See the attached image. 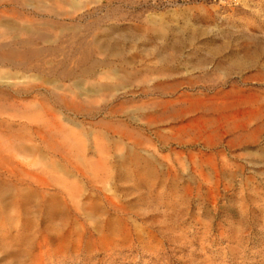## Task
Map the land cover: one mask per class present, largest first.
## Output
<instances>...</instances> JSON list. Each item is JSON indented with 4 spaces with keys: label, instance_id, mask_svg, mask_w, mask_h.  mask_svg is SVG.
<instances>
[{
    "label": "rangeland",
    "instance_id": "rangeland-1",
    "mask_svg": "<svg viewBox=\"0 0 264 264\" xmlns=\"http://www.w3.org/2000/svg\"><path fill=\"white\" fill-rule=\"evenodd\" d=\"M8 53L0 57V264H264V0H0V55ZM23 84L33 89L19 92ZM208 95L218 107L237 99L229 113L260 109L251 126L261 130L234 147L229 136L207 147L209 133L191 132L163 146L154 130L182 122H145L161 101L176 109ZM136 141L155 162L120 167ZM100 158L107 167L92 163ZM26 172L70 185L39 189ZM27 187L44 198L18 197ZM66 190L80 194L69 208Z\"/></svg>",
    "mask_w": 264,
    "mask_h": 264
},
{
    "label": "bare ground",
    "instance_id": "bare-ground-1",
    "mask_svg": "<svg viewBox=\"0 0 264 264\" xmlns=\"http://www.w3.org/2000/svg\"><path fill=\"white\" fill-rule=\"evenodd\" d=\"M27 9V8H26ZM12 48V47H11ZM10 53H8V54H1L0 55V57L2 58V57H5V56H8ZM12 62H14V61H12ZM15 63H22L21 61H17V62H15ZM236 65V64H235ZM236 67V66H235ZM162 81H163V79H162ZM51 82V81H50ZM9 83H11V82H9ZM8 83V84H9ZM13 83V82H12ZM20 83V82H19ZM157 83V82H156ZM168 83H170V82H168ZM32 84V83H31ZM161 84V83H160ZM158 85L159 87H161V85ZM177 84V83H176ZM3 85V84H2ZM14 85H15V83H14ZM24 85V84H23ZM51 85H53V84H51ZM169 85V84H168ZM21 86V85H20ZM57 86V85H56ZM155 86V85H154ZM153 86V87H154ZM172 86V85H171ZM177 86V85H176ZM175 86V87H176ZM6 87V86H5ZM174 87V88H175ZM17 88V87H16ZM39 88V87H38ZM54 88V87H53ZM154 88H156V87H154ZM172 88H173V86H172ZM234 88V87H233ZM31 89H33V88H31V87H27V86H23V87H21V88H19V92H28V91H30ZM161 90L163 89V88H160ZM167 89V88H166ZM18 90V89H17ZM173 90H175V89H173ZM55 91V90H54ZM177 91V90H176ZM175 91V92H176ZM234 91V90H233ZM236 91V90H235ZM228 92V91H227ZM232 92V91H231ZM242 92V91H241ZM18 93V92H17ZM179 93V92H178ZM221 93H223V92H221ZM220 93V94H221ZM234 93V92H233ZM244 93V92H243ZM203 94V93H202ZM214 94V93H213ZM246 94V93H245ZM248 94V93H247ZM14 95H16V94H14ZM193 95V94H192ZM191 95V96H192ZM210 95H212V94H210ZM217 95H219V94H217ZM225 95V94H224ZM231 95V94H230ZM243 95V94H242ZM250 95V94H249ZM202 96V95H201ZM213 96V95H212ZM253 95H251V97L249 98L250 99V101L254 98V96L252 97ZM184 97V96H183ZM189 97H190V95H189ZM188 97V98H189ZM204 97V96H203ZM185 98V97H184ZM191 98V97H190ZM189 98V99H190ZM202 97H200V98H192V100H189V104L187 105V106H183V107H180L179 106V108H173V105H172V102L174 101H161V102H159L160 104H158L159 106L161 105V106H163L162 108V111L160 112V113H158V114H148V115H146V116H144V119H145V122H146V124H148V125H156V124H159V123H169V122H171V120H173V121H180V122H182V123H180L178 126H174L173 128H172V126H170V127H166V128H161V129H157V130H154V135H155V137L158 139V140H160V142L163 144V146H165V145H169V144H172V142L173 143H178V144H182L183 142H185V140H183L184 139V137L186 136V134L187 133H189V132H191V134H193L194 135V137L195 138H199L200 139V137H203L204 135L203 134H205V133H209V134H211V132L213 133V137H209V134H207L208 136L206 137L207 138V140L205 141L206 142V145H208L207 147H209V146H211L212 144H213V141H214V139H221L223 136H229V139H228V141L226 142V144H227V146H229V147H234L235 145H240V143H243V142H245L244 140L246 139V138H248V137H254L255 136V134H257L261 129V125H256L254 128L251 126L252 124H253V122H254V120H256L255 122H257V118L259 117V115H260V109H259V111H250V110H248V111H244L245 110V108H244V112H242V113H240V112H238V113H236L235 111H233V113H229V111L230 110H232V109H234L236 106H238V105H236V103H237V99L234 101V100H228V101H225V102H223V105L221 106V107H218L217 106V103H216V106H211L212 104H211V99H212V97L210 98V96L208 95V98H210V99H201ZM205 98H207V97H205ZM215 98V97H214ZM235 98V97H234ZM234 98H232V99H234ZM181 99V98H180ZM186 99V98H185ZM225 99V98H224ZM259 99V98H258ZM177 100H178V98H177ZM219 100V99H218ZM217 100V101H218ZM239 100V99H238ZM240 100H241V103H242V101L244 100L242 97L240 98ZM246 100V99H245ZM245 100H244V102H245ZM248 100V99H247ZM246 100V101H247ZM184 101V100H183ZM186 101H188V100H186ZM186 101H184L185 103H186ZM214 101H216V100H214ZM39 102V101H38ZM72 102H75L74 100H72ZM89 102V101H88ZM175 102H176V100H175ZM179 102V101H178ZM243 102V103H244ZM248 102V101H247ZM247 102H245V103H247ZM258 102V101H257ZM40 103V102H39ZM38 103V104H39ZM77 103V102H76ZM242 103V104H243ZM256 103V102H255ZM37 104V103H36ZM43 104V103H42ZM42 104H39L40 105V108L41 107H44V106H41ZM74 104V103H73ZM240 104V103H239ZM248 104V103H247ZM33 105H35V104H33ZM33 105H31V107H33ZM184 105V104H183ZM244 105V104H243ZM242 105V106H243ZM15 106V105H14ZM20 106H21V104H20ZM37 106V105H36ZM46 106V105H45ZM49 106V105H48ZM74 106H75V104H74ZM239 106H241V105H239ZM24 108V107H23ZM46 109H47V106L45 107ZM74 108V107H73ZM79 108V107H78ZM151 108V107H150ZM207 108V109H206ZM239 108V107H238ZM262 108V107H261ZM21 109V108H20ZM43 109V108H42ZM247 109V108H246ZM251 109V108H250ZM255 109V108H254ZM47 110H51L52 111V108H51V106H49V109H47ZM75 110V109H74ZM17 111H19V110H17ZM45 111V110H44ZM50 111V112H51ZM200 111H202L203 113H205V112H207V111H211V112H217L216 114H218L217 116H215V117H203L204 115H203V113L200 115ZM53 112V111H52ZM155 112V111H154ZM198 113L199 112V116L197 115L196 117H194V118H190L191 120H189L188 122H186V123H184L183 121L186 119L185 117L187 116L186 114H188V113ZM54 113H55V111H54ZM51 114V113H50ZM210 114V113H209ZM53 115V114H52ZM59 115V114H58ZM211 115V114H210ZM48 116V115H47ZM56 117H59V116H56ZM188 117H189V115H188ZM48 118V117H47ZM49 119V118H48ZM51 119V118H50ZM52 119H54V118H52ZM184 119V120H183ZM261 119V118H260ZM4 120V119H3ZM55 120V119H54ZM54 120H53V123H54ZM56 120H59V119H56ZM183 120V121H182ZM188 120V119H187ZM45 121V120H44ZM51 121V120H50ZM41 122V121H40ZM49 122V121H48ZM259 122V121H258ZM53 125V124H52ZM46 126H48L49 127V125H46ZM50 127H55V126H50ZM59 127V126H58ZM62 127V126H61ZM25 128V127H24ZM45 128V127H44ZM56 128V127H55ZM61 129V128H60ZM58 131V130H57ZM34 132V131H33ZM53 132V134H54V131H52ZM59 133V132H58ZM37 134V133H36ZM35 134V135H36ZM39 134V133H38ZM34 135V136H35ZM58 135V134H57ZM57 135H56V137H55V139L57 138ZM153 135V136H154ZM188 135V134H187ZM38 136V135H37ZM190 136V135H189ZM212 136V135H211ZM258 136V135H257ZM53 138V137H52ZM190 138H188V140H189ZM250 139V138H249ZM249 139H247V140H249ZM41 140V139H40ZM152 140V139H151ZM188 140H187V142H188ZM194 140V139H193ZM192 140V141H193ZM225 140H227V139H225ZM254 140V139H253ZM46 141V140H45ZM56 141H57V139H56ZM149 142L150 140L148 139V138H145V140H144V142ZM190 141V140H189ZM202 141H204V140H202ZM218 141H221V140H218ZM58 142V141H57ZM60 142V141H59ZM144 142H142V141H136L135 143H132L133 144V146H132V148H130V154H128L127 156H121V157H119V158H117V160H116V162H118L119 163V165H120V167H124V166H129V167H131V166H134V167H140V166H142V165H144V166H146V168L147 167H149L150 166V163H152V155L148 158V157H142L141 155H140V153L138 152V151H144V150H141L140 148V146H141V144H143ZM191 142V141H190ZM194 142V141H193ZM222 142V141H221ZM192 143V142H191ZM200 143V142H199ZM59 144V143H58ZM198 144V143H197ZM203 144V143H202ZM217 144V143H216ZM54 145V144H53ZM61 145V147H62V144H60ZM64 145V144H63ZM81 145V144H80ZM136 145H140L139 146V148H137L136 147ZM214 145V144H213ZM13 146V145H12ZM33 146V145H32ZM55 146V145H54ZM204 146V145H203ZM9 147V146H8ZM65 147V146H64ZM135 147H136V149H138V150H136L135 151ZM154 147V146H153ZM170 147V146H169ZM27 148V146L25 147V149ZM34 149H35V147H33ZM63 148V147H62ZM23 149V148H22ZM39 149V148H38ZM173 149V148H172ZM200 149V148H199ZM31 150V149H30ZM98 150V149H97ZM155 149H153V151H154ZM222 150V149H221ZM7 151V150H6ZM9 151V150H8ZM42 151V150H41ZM175 151V150H174ZM218 151V150H217ZM16 152V151H15ZM25 152V151H24ZM37 152H38V150H37ZM39 152H40V149H39ZM46 152V151H45ZM179 152V151H178ZM199 152V151H198ZM211 153L213 152L212 150L210 151ZM216 152V151H215ZM220 152V151H219ZM221 152H223V151H221ZM226 152V151H225ZM27 153V152H26ZM150 153V152H149ZM176 153V152H175ZM218 153V152H217ZM18 154V153H17ZM28 154V153H27ZM27 154H24V155H27ZM220 154H222V153H220ZM38 155H40L39 153H38ZM56 155V154H55ZM169 155V154H168ZM175 155H177V154H175ZM15 156V155H14ZM28 156V155H27ZM42 156V155H41ZM101 156V155H100ZM221 156V155H220ZM26 157V156H25ZM24 157V158H25ZM39 157V156H38ZM40 158V157H39ZM46 158V157H45ZM102 158V157H101ZM99 159L98 161H94V162H92V163H96L97 165H99V166H101V167H107V164H109L107 161H103L102 159ZM41 159V158H40ZM78 159V158H77ZM86 159V158H85ZM106 159V158H105ZM108 159V158H107ZM106 159V160H107ZM224 159V158H223ZM79 160V159H78ZM77 160V161H78ZM109 160V159H108ZM180 160H182V159H180ZM4 161V160H3ZM9 161V160H8ZM35 161V160H34ZM77 161H76V164H77ZM154 161V160H153ZM224 161V160H223ZM81 162L82 161H80V164L79 165H81ZM155 162V161H154ZM164 162V161H163ZM166 162V161H165ZM164 162V164L167 166V162L165 163ZM212 162V161H211ZM226 162V161H225ZM7 163V162H6ZM35 163V162H34ZM30 164H31V161H30ZM29 164V165H30ZM51 164V163H50ZM74 165L75 166V169H77V171H79L78 173H80L81 171H80V169H79V167H81L82 168V166H78V165ZM89 164V163H88ZM111 164V163H110ZM163 164V165H164ZM208 164H210V163H208ZM223 164V163H222ZM9 165V164H8ZM23 165V164H22ZM26 165V164H25ZM29 165H27V166H29ZM34 165V164H33ZM38 165V164H37ZM46 165V164H45ZM52 165V164H51ZM56 165V164H55ZM161 165V164H160ZM42 166H44V165H42ZM92 166V165H91ZM90 166V167H91ZM94 166V165H93ZM171 166V165H170ZM37 167V166H36ZM51 167H53V166H51ZM56 167V166H55ZM62 167V166H61ZM208 167V166H207ZM206 167V168H207ZM225 167V166H224ZM231 167V166H230ZM239 167V166H238ZM35 168V167H34ZM44 168H45V166H44ZM93 168V167H92ZM94 168H96V167H94ZM98 168V167H97ZM110 168V167H109ZM169 168V167H168ZM167 168V170H169ZM209 168H210V166H209ZM226 168V167H225ZM5 169V168H4ZM41 169V168H40ZM55 169L56 168H54V171H55ZM104 169V168H103ZM174 169V168H173ZM211 169V168H210ZM227 169V168H226ZM61 170V169H60ZM62 170H63V172H64V174H68V170H67V167L66 166H63L62 167ZM92 170V169H91ZM98 170V169H97ZM101 170V169H100ZM109 170V169H108ZM117 170V169H116ZM179 170V169H178ZM224 170V169H223ZM71 171V170H70ZM103 171V170H102ZM150 171V170H149ZM207 171V170H206ZM210 171H212V170H210ZM220 171V170H219ZM229 171V170H228ZM12 172V171H11ZM10 172V173H11ZM74 172V171H73ZM84 172H86V170L84 171ZM90 172V171H89ZM96 172H98V171H96ZM109 172V171H108ZM129 172V171H128ZM153 172V171H152ZM156 172V171H155ZM39 173V172H38ZM54 173V172H53ZM76 173V172H75ZM99 173V172H98ZM165 173V172H164ZM184 173V172H183ZM203 173V172H202ZM211 173V172H210ZM224 173V172H223ZM229 173V172H228ZM227 173V174H228ZM63 174V175H64ZM93 174V173H92ZM94 174H95V172H94ZM93 174V175H94ZM109 174V173H108ZM147 174V173H146ZM204 174H205V172H204ZM24 175L25 176H23L24 178L23 179H25V180H31V182H33V184L34 185H36L39 189H43L44 187H46V186H48V185H51V183L52 182H54L56 185H59V186H61V188H67L68 187V185H70V183L66 180V179H63V178H61V179H59V180H57L56 179V177H45L44 176V174H43V176H41L40 174H36V173H29V172H26V173H24ZM72 175V174H71ZM80 175H83V172L82 173H80ZM90 175V174H89ZM88 175V176H89ZM105 175L106 176H108L107 175V173H105ZM158 175H159V173H158ZM161 175V174H160ZM162 175H164V174H162ZM207 175H208V173H207ZM207 175H205V176H207ZM215 175V174H214ZM78 176V175H77ZM87 176V177H88ZM92 176V175H91ZM103 176V175H102ZM105 176V177H106ZM113 176H115L114 174H113ZM155 176V175H154ZM172 176H174V175H172ZM204 176V177H205ZM11 177V176H10ZM67 177V179H68V176H66ZM74 177V176H73ZM96 176L94 175V176H92V178H95ZM109 177V176H108ZM116 177V176H115ZM120 177V176H119ZM139 177V176H138ZM148 177V176H147ZM152 176H150V178H151ZM169 177V176H168ZM200 177V176H199ZM208 177V176H207ZM207 177H205V178H207ZM16 178V177H15ZM86 178V177H85ZM17 179V178H16ZM76 179V178H75ZM82 179V178H81ZM98 179H99V181L100 182H102V184L105 182V180H103V178L102 177H98ZM105 179V178H104ZM110 179V178H109ZM112 179V178H111ZM141 179V178H140ZM202 179V178H201ZM217 179V178H216ZM215 179V180H216ZM226 179V178H225ZM80 180V179H79ZM88 180V179H87ZM89 180H91L90 178H89ZM95 180V179H94ZM212 180V179H211ZM210 180V181H211ZM84 181V180H83ZM92 181V180H91ZM158 181V180H157ZM214 181V180H213ZM219 181V180H218ZM30 182V181H29ZM99 182V183H100ZM141 182V181H140ZM198 182H200V181H198ZM92 183H95V182H93L92 181ZM91 183V184H92ZM202 183V182H201ZM207 183V182H206ZM210 183V182H209ZM213 183V182H212ZM23 184H25V183H23ZM32 184V185H33ZM55 184H53V185H55ZM98 184V183H97ZM101 184V183H100ZM110 184V183H109ZM30 185H31V183H30ZM79 185V183L77 184L75 181L72 183V185L70 186V187H77ZM85 185V184H84ZM88 185H89V183H88ZM154 185V184H153ZM201 185V184H200ZM18 186V185H17ZM22 186V185H21ZM52 186V185H51ZM92 186V185H91ZM101 186V185H100ZM103 186H105L104 184H103ZM207 186V185H206ZM22 187H24V186H22ZM54 187V186H53ZM79 187V186H78ZM77 187V188H78ZM97 187V186H96ZM147 187V186H146ZM18 188V187H17ZM33 188V187H32ZM38 188H34V190H31L29 187H27V189L29 190V192H25V191H20L21 193H18V197L19 196H21V198L23 199V200H28V202H29V200H31L32 198H34L36 195H38L40 198H41V200H42V198H44V196H45V194H43L42 193V191L41 190H38ZM57 188H58V186H57ZM69 188V187H68ZM76 188V189H77ZM85 188V187H84ZM99 188V187H98ZM97 188V189H98ZM20 189H21V187H20ZM79 189V188H78ZM105 189V188H104ZM106 189H107V187H106ZM127 189V188H126ZM130 189V188H129ZM24 190H26V189H24ZM68 190V189H67ZM67 190L65 191V195L64 196H61L60 198H61V202L62 203H64V206L65 207H67V208H69L68 207V204H67V200H69V201H73V198L74 197H76V196H78V195H80V194H78V193H76V192H74V193H72L73 192V190H71V192H70V190H69V192H67ZM99 190V189H98ZM111 190V189H110ZM41 192L42 194H40L39 195V193L38 192ZM48 191V190H47ZM62 191V190H61ZM76 191V190H75ZM78 191V190H77ZM17 192V191H16ZM60 192V191H59ZM67 192V193H66ZM112 192V191H111ZM47 193V192H46ZM51 193H53V192H51ZM63 193V192H62ZM106 193V192H105ZM108 193V192H107ZM106 193V194H107ZM110 193V192H109ZM114 193H116V192H114ZM61 194V193H60ZM84 194V193H83ZM82 194V195H83ZM126 194H127V192H126ZM86 195V194H85ZM91 196V195H90ZM94 196V195H93ZM119 196V195H118ZM91 198V197H90ZM115 198V197H114ZM123 198V197H122ZM78 199V198H77ZM16 200H18V199H16ZM33 200H35V199H33ZM121 200V199H120ZM52 201V200H51ZM53 202V201H52ZM58 202V201H57ZM110 202H113V201H110ZM30 203V202H29ZM35 203V202H34ZM51 203V202H50ZM78 203H79V201H78ZM88 203V202H87ZM117 203V202H116ZM125 203V202H124ZM52 204H54V203H52ZM61 204V203H60ZM108 205H109V203H107ZM112 204V203H111ZM121 204V203H120ZM120 204L118 205V203H117V205L118 206H120ZM123 204V203H122ZM43 205V204H42ZM70 205H71V203H70ZM69 205V206H70ZM76 205V204H75ZM100 205V204H99ZM37 206V205H36ZM52 206H54V205H52ZM80 206V205H79ZM114 206V205H113ZM34 207V206H33ZM56 207V206H55ZM54 207V208H55ZM59 207V206H58ZM103 207V206H102ZM106 207V206H105ZM111 207V206H110ZM115 207V206H114ZM124 207V206H123ZM29 208V207H28ZM27 208V209H28ZM35 208V207H34ZM60 209H61V207H59ZM93 208V207H92ZM91 208V209H92ZM31 209V208H30ZM37 209V208H36ZM35 209V210H36ZM42 209V208H41ZM50 209V208H49ZM60 209H59V211H60ZM74 209V208H73ZM101 209V208H100ZM99 209V210H100ZM115 209V208H114ZM117 209V208H116ZM118 209H120V208H118ZM40 210V209H39ZM43 210V209H42ZM68 210V209H67ZM86 210V209H85ZM103 210V209H102ZM122 211H123V209H121ZM29 211V210H28ZM69 211V210H68ZM107 211H109V210H107ZM120 211V210H119ZM121 211V212H122ZM43 212V211H42ZM45 212V211H44ZM70 213V212H69ZM78 213H79V211H78ZM93 209L92 210H90V212L88 211L87 212V214H88V216H90L91 215V217L93 216ZM101 213V212H100ZM116 213V212H115ZM124 213V212H123ZM86 214V215H87ZM95 214V213H94ZM38 215V214H37ZM120 215V214H119ZM39 216V215H38ZM84 216V215H83ZM101 216V215H100ZM90 217V218H91ZM87 218V217H86ZM93 218V217H92ZM94 218H96L95 216H94ZM93 218V219H94Z\"/></svg>",
    "mask_w": 264,
    "mask_h": 264
}]
</instances>
